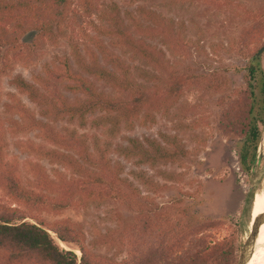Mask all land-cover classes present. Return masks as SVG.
I'll list each match as a JSON object with an SVG mask.
<instances>
[{
	"label": "trees",
	"instance_id": "16d2710c",
	"mask_svg": "<svg viewBox=\"0 0 264 264\" xmlns=\"http://www.w3.org/2000/svg\"><path fill=\"white\" fill-rule=\"evenodd\" d=\"M175 1H202L219 9L226 4V0ZM72 2L0 0V75L7 70L8 54L18 47L16 42L21 35L31 30L36 32V38L51 39L64 31ZM76 2L87 14L96 9L93 0ZM95 13L98 21L89 22L95 33H85L83 53L78 42L70 43L80 70H74L68 57L63 56L46 65L41 74L33 76V81L21 74L10 80L16 93H7L4 109L9 117L6 129L3 124L0 127V264H237L236 234L243 232L247 221L231 235L208 240L210 230L223 226L222 219L191 220L181 197L161 205L147 200L122 176L123 166L111 159L107 143L95 141L90 145L85 133L60 131L53 123L67 120L84 126L90 115L100 113L92 123L109 124L111 132L121 125L130 129L136 121L150 125L157 114L169 111L186 88L197 87L218 94L217 102L224 106L217 118V128L220 134L239 139L238 164L249 174L257 161L264 127V71L260 65L264 55L263 20L258 15H246L252 22L241 29L237 39L239 53L247 58L242 76L245 86L226 99L224 75L216 71L196 73L190 66L173 63L166 56L165 49L173 56L186 58L190 54L182 30L173 19L144 5L122 13L116 2ZM8 26L15 32L14 38L7 37ZM100 36L107 37L109 45ZM111 46L120 53L111 50ZM27 47L29 56L33 45ZM99 55L109 67L100 63ZM122 55L150 67H135L147 83L136 81L134 67ZM90 77L104 82L113 93L98 89ZM61 86L80 96L70 101L61 92ZM19 95H25L37 110L27 107ZM5 132H35L39 142L18 139L14 143L16 148L60 165L70 174L54 168L51 178L39 162L26 161L25 168L33 178L26 184L17 156L7 157ZM160 137L162 141L128 138L126 145L115 150L126 159L134 158L138 164L150 166L186 157L187 150L177 137L163 133ZM141 179L145 185L157 186L150 179ZM254 193L247 199L248 214ZM105 200L123 204L132 212L130 219L122 218L117 228L100 234L95 241L125 252L120 260L92 253L83 230L72 221L59 219L48 225L41 216ZM49 231L63 243H74L80 255L60 247Z\"/></svg>",
	"mask_w": 264,
	"mask_h": 264
},
{
	"label": "rangeland",
	"instance_id": "374dc122",
	"mask_svg": "<svg viewBox=\"0 0 264 264\" xmlns=\"http://www.w3.org/2000/svg\"><path fill=\"white\" fill-rule=\"evenodd\" d=\"M110 2H116L122 13L125 10L135 11L136 7L144 5L173 19L182 30L190 54L186 58L181 55L173 56L164 48L171 62H179L182 66L188 65L196 73L216 71L224 75L227 79V87L223 92L226 99L235 91L244 88L242 76L247 58L239 53L237 39L241 29L252 22L246 15H258L264 23V0H226V4L220 9L202 1L93 0V7L96 9L90 14L73 0L71 12L65 20L64 31L61 34L51 39L36 38V32L30 30L20 36L16 42L18 47L9 52L8 68L0 75V127L3 124L6 129V119L9 117L4 109V103L8 101L7 93H16L10 83L11 78L21 74L27 80L33 81L34 75L41 74L46 65L50 66L57 61V58L63 56L68 57L74 70H80L71 54L70 43L78 42L83 53V45L87 42L85 33L89 35L95 33L89 22L98 21L95 11ZM7 29V37L14 38L15 32L9 26ZM100 37L109 45L107 37ZM28 44L33 45L29 56ZM110 48L114 52H119L112 46ZM122 58L134 67L133 76L136 81L147 83L138 75L135 67L147 70L150 67L139 60H130L126 55H122ZM99 61L103 66L109 67L100 55ZM260 65L264 71V55L260 58ZM90 79L98 89L109 94L113 93L104 82L92 77ZM60 89L70 101L80 96L63 86ZM19 96L27 107L37 110V106L25 95ZM217 101L218 94L189 87L183 91L166 114H157L156 121L150 125L143 126L136 121L130 129L121 125L111 132L109 124L97 126L92 123V119L100 113L90 115L84 126L67 120L54 122L53 125L60 131L69 129L85 133L90 145L95 141L107 143L111 148L109 155L111 159L123 166L122 176L130 180L139 189L141 196L146 197L147 200L161 205L181 197L184 205L189 209L191 220L222 219L224 221L222 227L208 232L207 238L210 241L231 235L240 224L244 225L247 221L248 225L245 228L242 226L243 232L239 236L236 234L237 260L242 244L249 234V227L256 226L258 242L248 262L254 264L264 254V127L257 148V161L247 174L238 164L239 139L234 136H224L217 128V118L224 106ZM161 133L177 137L187 150L186 157L177 162L157 163L150 166L138 164L134 158L126 159L115 150L116 147L126 145L128 138L143 141L145 137H151L162 141ZM27 138L40 141L35 132L27 135H11L5 132L7 157L17 156L21 175L26 184L33 180L32 175L25 168L26 161L39 162L46 168L51 178L54 168L67 175L70 174L60 165L21 153L14 143L18 139ZM141 176L164 188L143 184ZM252 191L255 195L251 196L252 202L248 214L247 199ZM3 200L6 201L4 198ZM41 216L48 225L59 219H68L77 224L85 234L89 250L95 255H105L114 260L126 256L125 252H118L114 247L95 243L100 234L117 228L122 218H131L132 212L123 204L105 200L101 203L73 205L59 213H42ZM25 220L33 222L28 217ZM49 233L60 245L61 241L57 240L54 233L51 231ZM65 244L68 247L62 245L60 247L73 251L77 249L74 243ZM76 253L80 255L78 249Z\"/></svg>",
	"mask_w": 264,
	"mask_h": 264
},
{
	"label": "water",
	"instance_id": "95a60500",
	"mask_svg": "<svg viewBox=\"0 0 264 264\" xmlns=\"http://www.w3.org/2000/svg\"><path fill=\"white\" fill-rule=\"evenodd\" d=\"M257 235H258V232H257L256 226H253L252 228L249 227V234L242 244V247H241V250L238 256L237 264H246L248 262V260L250 259L254 251Z\"/></svg>",
	"mask_w": 264,
	"mask_h": 264
},
{
	"label": "bare ground",
	"instance_id": "6f19581e",
	"mask_svg": "<svg viewBox=\"0 0 264 264\" xmlns=\"http://www.w3.org/2000/svg\"><path fill=\"white\" fill-rule=\"evenodd\" d=\"M258 237L259 236H257V238H256V244H255V248H254V251H255V249H256V245H257V242H258ZM60 245H62L63 247H68L65 243H62V242H60ZM254 251H253V253H254ZM75 252H77V249H75ZM80 252V251H79ZM252 253V254H253ZM252 256V255H251ZM251 258V257H250ZM250 261V259L248 260V262ZM248 262L246 263V264H248ZM254 264H264V254L261 256V257H259V259L254 263Z\"/></svg>",
	"mask_w": 264,
	"mask_h": 264
}]
</instances>
